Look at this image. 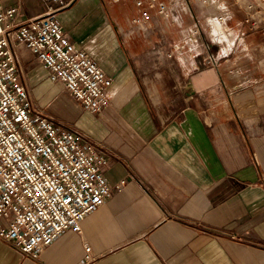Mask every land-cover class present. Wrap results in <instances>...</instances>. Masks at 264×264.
Segmentation results:
<instances>
[{"label": "crops", "instance_id": "obj_1", "mask_svg": "<svg viewBox=\"0 0 264 264\" xmlns=\"http://www.w3.org/2000/svg\"><path fill=\"white\" fill-rule=\"evenodd\" d=\"M63 1L58 8L44 0H0V8L18 7L19 21L55 9L69 40L110 78L108 107L91 114L48 79L29 49L16 47L34 102L68 122L48 114L56 125L99 143L107 183L124 184L85 216L80 233L62 232L37 258L0 241V264H264V78L242 85L238 57L221 68L234 84L201 64L189 71L188 63L167 57V35L148 48L126 41L105 0ZM221 17L232 42L238 26ZM154 27L150 34H158ZM205 29L211 37L206 18ZM243 42L238 52H254L263 74L264 34L249 33ZM235 50L211 52L221 59Z\"/></svg>", "mask_w": 264, "mask_h": 264}, {"label": "built area", "instance_id": "obj_2", "mask_svg": "<svg viewBox=\"0 0 264 264\" xmlns=\"http://www.w3.org/2000/svg\"><path fill=\"white\" fill-rule=\"evenodd\" d=\"M44 1L58 8L65 5L63 0ZM129 1L132 16L121 25L126 41L153 46L160 42L158 34L168 35L172 50L167 57L179 60L176 55L181 53L176 50H186L181 58L189 71L201 64L220 79L219 57L211 49H237L247 34H264V0H213L210 15L225 14L238 26L232 42L209 36L191 9L195 0ZM218 3L221 9L215 6ZM53 11L48 8L44 14L19 21L18 7L0 8V241L31 258H37L62 232L80 233L85 216L124 184L123 180L115 186L107 183L103 168L108 159L99 143L74 127L56 125L30 97L16 50L20 44L35 55L48 79L61 82L83 110L98 115L110 102V78L90 54L69 40ZM155 19L161 27L150 39ZM189 54L192 61L187 62ZM239 69L242 85L258 81L248 63ZM225 96L230 101V93ZM89 251L85 245V258Z\"/></svg>", "mask_w": 264, "mask_h": 264}, {"label": "rangeland", "instance_id": "obj_3", "mask_svg": "<svg viewBox=\"0 0 264 264\" xmlns=\"http://www.w3.org/2000/svg\"><path fill=\"white\" fill-rule=\"evenodd\" d=\"M106 3H107V7L109 8L110 12H111V15H112V23L113 24H116L118 26H121L122 24L126 25V19L128 17L131 18L132 14H131V9H132V2L131 1H126V2H116V3H112L110 0H105ZM196 2V3H195ZM194 3H192V6H191V9L193 11V13L196 14L199 22L203 25V27L205 28V18L206 19H209L211 18V16H209V14L214 11L213 7L210 5H208V3L210 2V0H195ZM198 3V4H197ZM218 5V4H217ZM216 6V5H215ZM153 25H155L156 27L158 26L159 28L161 27V23L159 20L155 19L152 23ZM225 30V33L229 34V30L227 31L226 29ZM233 34V33H232ZM154 35L155 34H149V37L150 39H153L154 38ZM157 35V34H156ZM159 35V34H158ZM168 36V35H167ZM136 40H138L137 38H135ZM132 42H136L135 40H132ZM169 42V46L167 47V53H169L172 49L170 47V38L168 40ZM139 44V43H138ZM245 44V42L242 43V45ZM135 48H138L139 46H141L142 48H148L145 44H142L139 45V46H136V43L134 44ZM150 47H152L150 45ZM139 49V48H138ZM146 50V49H145ZM231 50H234V47L231 49ZM239 49H236L235 53H231V54H228L226 56H224L223 58L219 59L218 63L220 64L219 68H220V72H221V68L222 66L225 64L224 61L226 60H229V61H232V59H235L236 57H238L236 59V62L234 64V69H236V73H238L241 69L237 70L238 68H241L242 65H246L248 63L249 67L252 66L253 67V71H255V75L256 78L259 80L262 78H264V73L262 74V68L261 66L259 65L258 61H256V54L254 52H249L250 56H246L243 55V54H247L245 51H242V52H238ZM148 51L151 52V56H155V55H158L157 53H155V50H151L149 49ZM154 51V52H153ZM178 52L181 53V55H176V58H178L181 62H182V58L185 54H183L186 50H176ZM223 54V52H222ZM246 58H251L252 61L247 60L245 61ZM172 59V58H171ZM178 60V61H179ZM179 61V62H180ZM251 63V64H250ZM259 74V75H258ZM222 75V74H221ZM222 79L225 80L226 84H234L232 79H225L223 76H222ZM236 83V82H235ZM30 93V92H29ZM30 97L32 99V101L34 102L33 98H32V95L30 93ZM34 104H36V102H34ZM37 105V104H36ZM50 112V111H49ZM51 113V112H50ZM50 113L47 112V115H51ZM57 115V114H56ZM52 116V115H51ZM61 115H58L57 116H52L56 121H60V122H64V123H67L68 122L61 117H59ZM66 121V122H65ZM70 124V123H69ZM72 127V126H70Z\"/></svg>", "mask_w": 264, "mask_h": 264}, {"label": "bare ground", "instance_id": "obj_4", "mask_svg": "<svg viewBox=\"0 0 264 264\" xmlns=\"http://www.w3.org/2000/svg\"><path fill=\"white\" fill-rule=\"evenodd\" d=\"M213 3V0H210V2L208 3V5H212ZM218 8H222V4L221 3H218V5H216ZM208 22H209V25H210V35H211V38L214 40V41H217V42H220L222 40H226L228 42H230L231 38H232V33L231 31H229L227 33H225V26H224V20L223 18H209L208 19ZM223 52V51H222ZM224 53V52H223Z\"/></svg>", "mask_w": 264, "mask_h": 264}]
</instances>
